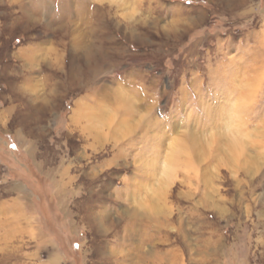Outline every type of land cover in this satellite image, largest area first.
<instances>
[{"label": "rangeland", "instance_id": "374dc122", "mask_svg": "<svg viewBox=\"0 0 264 264\" xmlns=\"http://www.w3.org/2000/svg\"><path fill=\"white\" fill-rule=\"evenodd\" d=\"M0 264H264V0H0Z\"/></svg>", "mask_w": 264, "mask_h": 264}, {"label": "snow or ice", "instance_id": "6c2138e0", "mask_svg": "<svg viewBox=\"0 0 264 264\" xmlns=\"http://www.w3.org/2000/svg\"><path fill=\"white\" fill-rule=\"evenodd\" d=\"M24 123V120L21 118V117H19V116H17V117H15V118H13V120H12V122L10 123V125H9V127H12V126H14L16 123ZM30 127H32L31 125H25V128H24V130L27 132L28 130H29V128Z\"/></svg>", "mask_w": 264, "mask_h": 264}]
</instances>
